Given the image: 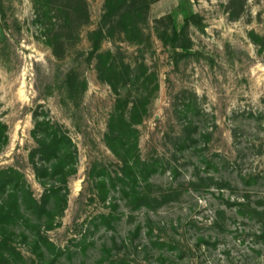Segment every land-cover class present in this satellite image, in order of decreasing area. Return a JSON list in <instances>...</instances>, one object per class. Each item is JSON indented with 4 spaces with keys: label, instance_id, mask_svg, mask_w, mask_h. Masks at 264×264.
<instances>
[{
    "label": "rangeland",
    "instance_id": "obj_1",
    "mask_svg": "<svg viewBox=\"0 0 264 264\" xmlns=\"http://www.w3.org/2000/svg\"><path fill=\"white\" fill-rule=\"evenodd\" d=\"M77 1L0 0V171L42 202L62 183L38 177L55 162L39 142L65 133L76 155L65 209L50 230L42 219L62 252L36 254L18 217V264H264L256 219L236 215L233 199L250 190L264 208V0H154L130 40L106 0H87L88 21ZM119 98L128 119L147 102L132 178L106 138ZM218 208L224 229L210 223Z\"/></svg>",
    "mask_w": 264,
    "mask_h": 264
},
{
    "label": "trees",
    "instance_id": "obj_2",
    "mask_svg": "<svg viewBox=\"0 0 264 264\" xmlns=\"http://www.w3.org/2000/svg\"><path fill=\"white\" fill-rule=\"evenodd\" d=\"M154 0H106V17L116 16L118 19V25L121 28V31L128 35L132 32L142 33V29L139 24L134 21L135 16L146 15L152 2ZM76 4V10L80 13H83L86 21L89 20V12L87 0H78ZM98 35L99 39L94 40V50L97 51L100 48V36L102 31L98 30L94 32ZM55 38H48V45L54 47L53 51L55 55H59L54 45ZM58 39V38H56ZM109 54H111L109 52ZM127 67L130 68L128 65ZM108 71L113 72L115 69V64L111 63L110 66L106 67ZM101 69V68H99ZM101 71V70H100ZM110 82L114 90L117 92L118 89L113 84L110 79H106ZM158 88V86H157ZM118 106L115 112L111 115L109 122V132L106 134L108 143H110L111 150L122 160L124 164L125 177H133L129 173V170H132L140 158L136 157V161L133 160V150L137 148L136 140V128L134 125L142 120L143 113L147 112V102L139 103L135 102L131 109L129 110L130 118H126L121 109V99H118ZM125 104V109L128 106V103ZM138 117H140L138 119ZM141 119V120H140ZM5 126L0 125V145L7 140L6 136H2V131ZM4 133V132H3ZM135 137V139H131ZM3 140V141H2ZM67 141L66 148H62L64 142ZM40 149L38 150L39 154L42 155L44 160H52L55 162L52 164L51 168L45 169L43 172H40V169L36 166V173L39 178L44 177V175H61L60 182L62 185H51L47 189L45 201L39 202L34 194L27 188L19 184L18 181L14 180V174L16 173L13 169H7L0 171V194L5 193V198L0 200V263H12L18 264L17 258L14 255L22 258L21 253L16 249L13 240L14 233L9 230L10 225L17 224L18 217H21L25 222V227L30 228L32 232V249L39 256L45 254L44 250H47L51 254L55 255L56 247L54 243L42 232V219L43 215L46 213L47 220L44 221L45 229L50 230L53 228L54 217L65 209L66 203L68 202V177L73 175L76 172V155L75 152L71 149L72 141L70 137L65 133L53 132L39 142ZM146 164V162H143ZM50 169V170H49ZM144 173V172H143ZM249 180H255L256 175L248 174L246 175ZM124 180V178H122ZM136 180V177H134ZM245 180V178H244ZM44 186L48 184L46 182L42 183ZM104 184V182H101ZM227 185V184H223ZM229 185V184H228ZM228 186L220 187L224 189ZM134 190V189H132ZM244 194L236 195L233 197L235 203V214L242 215L249 220H255L258 224V227L255 230V244L257 245L260 242H264V208L261 207V204L254 203L251 201L250 195L253 191L245 190ZM128 194V192H126ZM51 196H54L57 199L56 206L49 207L47 199H50ZM226 207V206H225ZM26 212V213H25ZM35 216V218H33ZM226 214L224 209L218 208L214 212V217L210 220L212 228L224 229L226 227ZM37 221V222H36ZM24 239H28L29 235L23 231L21 232Z\"/></svg>",
    "mask_w": 264,
    "mask_h": 264
}]
</instances>
